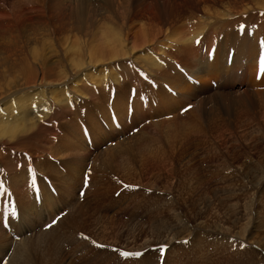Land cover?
<instances>
[{
	"label": "bare ground",
	"instance_id": "6f19581e",
	"mask_svg": "<svg viewBox=\"0 0 264 264\" xmlns=\"http://www.w3.org/2000/svg\"><path fill=\"white\" fill-rule=\"evenodd\" d=\"M262 15L264 0H0V264H84L93 240L69 231L81 224L114 244L120 227L130 249L170 242L138 245V222L99 224L96 209L160 190L130 215L173 210L164 235L178 238L193 230L179 224L188 190L211 178L199 164L264 165V117L250 112L264 108Z\"/></svg>",
	"mask_w": 264,
	"mask_h": 264
},
{
	"label": "rangeland",
	"instance_id": "374dc122",
	"mask_svg": "<svg viewBox=\"0 0 264 264\" xmlns=\"http://www.w3.org/2000/svg\"><path fill=\"white\" fill-rule=\"evenodd\" d=\"M260 25L264 26V21H260ZM237 85L238 83L235 85L234 88H237ZM250 112L252 113L255 112L256 114H259L262 117H264V108L256 107L255 109H251ZM91 116L99 120L97 112L91 114ZM252 137H254V142H255L256 135L253 134L251 137H249V139H252ZM261 138L262 137L260 136V140ZM258 145L264 152V142L261 141L258 143ZM248 163L245 162L225 163L224 160L223 162H221V160L220 161L212 160L210 162H203L202 164H199V166L203 168V170H205L210 174L211 178L206 182L205 176H202V178L204 179V184L206 185L201 184L195 188L190 187L191 190L190 189L188 190L187 198L193 197L192 198L193 202L191 198H188V202L190 204L192 203V205H189V207L192 206L194 208L193 210H190V213H186L185 212L186 208L180 207L179 224H185V222L187 221L186 224L189 225V228L192 226L193 230L179 231L180 233H182V235L179 234L178 238L177 237L173 238V236H175L179 227L178 228L175 227V229L173 228L172 233H174L175 231L174 235H166V236L164 235L166 234L167 231L171 230V227L170 225H168L167 222L169 221V219L171 220V217L173 216V212H172L173 210H170L169 212L168 209L167 212L169 213L166 212L167 215H165V217H157V216L150 217L147 211L144 209L143 210L140 209L139 212L135 214L138 215L137 217L130 215V211L133 210V208H130L132 207V202H131L132 199L136 197L137 199H140L146 202L147 204H149L150 202L152 204L154 202L152 201L153 200L152 196L155 194L161 195L162 192L160 190H147L148 187L147 188L145 187L146 189L138 187L137 191L128 190V194H125L126 197H128L130 194L133 196H129L130 202L128 206H126L127 208L126 207L122 208V212H110V210H106L105 212L103 210V207L97 208L96 209V212L98 213L97 221L95 217L92 218L93 220L95 219V221L99 224H102V222L105 221V219L107 218V215L108 214L111 215V213L113 217H118L119 221L120 220L126 221L127 219L132 218L134 222L136 223L138 222L137 224L139 226V229L135 233V235L138 236L139 238L138 245L139 243L143 242L141 239L144 240L145 236H147V238L150 237L151 240L153 239L155 240L156 236L158 237L162 235L164 236L163 239L167 238L170 240V242L169 241H167L166 243L156 242L155 244H150L149 246L146 245L144 248L137 249L133 247L132 249H130V248H126L125 244L133 243L134 239L131 236H127V238L125 239V236L120 232V231L122 232L124 231L121 230L120 227H118L114 232V237L119 242V244L103 241L101 239V235H98L96 233L94 239L93 237L90 236L92 235L91 234L92 231L88 224H81L80 229L74 231H72V228L70 227L69 229L70 232H75V234L77 232V234H79L80 236L82 235L88 239H92L93 241H95V244L93 243V247L90 250L89 258L91 260L88 259V262L84 264H139L140 260H141V264H264V247H263L264 246L263 245L264 244V180H263L264 165L256 166V163L253 164H248ZM261 164H264L263 159H261ZM244 165L245 168L243 170L242 167ZM206 172H204L203 175H205ZM212 184H213L212 188L214 187L213 190L214 189L215 190L214 191L212 190L213 192L210 191V194H207L208 186H211ZM129 186L136 187L133 184ZM141 191L143 192V194L141 193ZM192 193H194L195 196ZM114 195L116 197L119 194L115 192ZM109 196H110L109 194L104 195V205L110 203L111 197ZM196 197L198 198L196 199ZM252 198H253L252 202L247 203ZM188 202L187 204H189ZM161 203H163L166 207H170L163 201L155 202V205L159 206ZM247 206H249L251 210V212L248 215V219L250 218L251 223L252 224L255 223V224H253L252 228L249 225V228L251 229H248V231H246L247 233L244 236H242L241 235L242 229H240V226L238 224L239 221L243 220V218H241L243 215L242 211H244V209H247L248 208ZM181 208L184 213H182ZM175 209L176 208H174V211ZM143 212L146 214H144ZM191 212L195 215L191 214ZM193 217H195V219ZM236 219H238L239 221ZM152 220L156 222H153ZM197 226H200L202 229L195 230ZM83 227L87 228L88 231L84 230ZM161 227H163L164 229H162ZM154 229L155 231H153ZM36 230L44 232V231H48L49 229L48 228L43 229L42 226H39L36 228ZM213 230L214 231L216 230L217 232L216 231L214 232ZM197 231L199 232V234L197 233ZM218 231H220L222 234ZM26 235H30V233H27ZM196 235L198 237H196ZM76 236L77 235H75V237ZM258 237L260 238V240L257 239ZM33 238L35 240L37 238L36 235H34ZM128 239L130 242L128 241ZM260 243L262 245H260ZM97 245H103L104 247H97ZM161 246H166L164 247L163 251H161ZM122 252L141 253L144 254L146 258L143 259L141 255L139 256L130 255L126 257L121 254ZM95 253H98L96 257H94ZM6 257H3V259ZM73 260L76 263H83L86 261L84 258H81V256L79 255L74 256Z\"/></svg>",
	"mask_w": 264,
	"mask_h": 264
},
{
	"label": "snow or ice",
	"instance_id": "6c2138e0",
	"mask_svg": "<svg viewBox=\"0 0 264 264\" xmlns=\"http://www.w3.org/2000/svg\"><path fill=\"white\" fill-rule=\"evenodd\" d=\"M199 43V42H197ZM260 70L261 72H264V57L261 58V61H260ZM189 79H191V77H189ZM35 107V106H34ZM85 183L87 184V178L85 179ZM33 187H35V179H33ZM93 243L95 244V241H93ZM97 247H104L103 245H97ZM164 247L166 246H161V251H163ZM123 256H130V255H141L140 253H128V252H122L121 253Z\"/></svg>",
	"mask_w": 264,
	"mask_h": 264
}]
</instances>
